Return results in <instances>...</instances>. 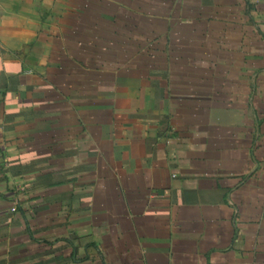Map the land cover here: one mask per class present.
<instances>
[{
	"label": "crops",
	"instance_id": "obj_1",
	"mask_svg": "<svg viewBox=\"0 0 264 264\" xmlns=\"http://www.w3.org/2000/svg\"><path fill=\"white\" fill-rule=\"evenodd\" d=\"M0 264H264V0H0Z\"/></svg>",
	"mask_w": 264,
	"mask_h": 264
}]
</instances>
